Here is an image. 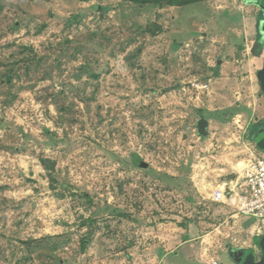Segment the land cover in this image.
<instances>
[{
  "label": "rangeland",
  "instance_id": "374dc122",
  "mask_svg": "<svg viewBox=\"0 0 264 264\" xmlns=\"http://www.w3.org/2000/svg\"><path fill=\"white\" fill-rule=\"evenodd\" d=\"M165 1L0 0V264L262 257L203 185L264 146V0Z\"/></svg>",
  "mask_w": 264,
  "mask_h": 264
},
{
  "label": "built area",
  "instance_id": "2783aa9c",
  "mask_svg": "<svg viewBox=\"0 0 264 264\" xmlns=\"http://www.w3.org/2000/svg\"><path fill=\"white\" fill-rule=\"evenodd\" d=\"M191 85L199 90L209 86L201 80H194ZM246 148V157L236 161L231 166V172H223V168H219L221 173L230 178L216 184H204L203 188L206 198L230 207L236 216L253 219L250 234L260 239L264 235V150L258 147L257 142L246 145ZM209 264L221 263L211 259Z\"/></svg>",
  "mask_w": 264,
  "mask_h": 264
},
{
  "label": "water",
  "instance_id": "95a60500",
  "mask_svg": "<svg viewBox=\"0 0 264 264\" xmlns=\"http://www.w3.org/2000/svg\"><path fill=\"white\" fill-rule=\"evenodd\" d=\"M260 82H261V86H262V89H263V92H264V65H263V68H262V71H261V80H260ZM207 126H208V121L207 120H205V119L200 120L198 122V132L200 134H202V135H206L208 133ZM257 145L262 150H264V146L262 145L261 142H257ZM140 166L146 167L147 164L145 162H143V161H140ZM260 247L263 250L262 257L257 262H254V263H251V264H264V235L260 238Z\"/></svg>",
  "mask_w": 264,
  "mask_h": 264
},
{
  "label": "trees",
  "instance_id": "16d2710c",
  "mask_svg": "<svg viewBox=\"0 0 264 264\" xmlns=\"http://www.w3.org/2000/svg\"><path fill=\"white\" fill-rule=\"evenodd\" d=\"M80 1H89V0H80ZM134 3H139V4H147V3H158L161 2L162 0H128ZM191 0H166V4L168 5H183L188 3ZM135 159H138V156H135Z\"/></svg>",
  "mask_w": 264,
  "mask_h": 264
}]
</instances>
